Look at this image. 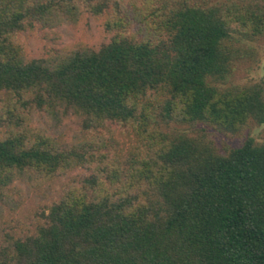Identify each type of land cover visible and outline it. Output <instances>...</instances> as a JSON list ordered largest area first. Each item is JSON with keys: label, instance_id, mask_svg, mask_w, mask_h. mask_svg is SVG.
<instances>
[{"label": "trees", "instance_id": "obj_1", "mask_svg": "<svg viewBox=\"0 0 264 264\" xmlns=\"http://www.w3.org/2000/svg\"><path fill=\"white\" fill-rule=\"evenodd\" d=\"M201 1L0 0V264H264V0Z\"/></svg>", "mask_w": 264, "mask_h": 264}, {"label": "rangeland", "instance_id": "obj_2", "mask_svg": "<svg viewBox=\"0 0 264 264\" xmlns=\"http://www.w3.org/2000/svg\"><path fill=\"white\" fill-rule=\"evenodd\" d=\"M201 1V0H199ZM209 4H216L217 2H226L229 6H241V5H251V0H206ZM202 2V1H201ZM29 40V38H27ZM252 47V55L248 56V58H241L240 60L235 61L234 70L231 72L229 78H227L223 82V88L229 87H241V86H250L254 83H257L264 76V37L261 39H257L253 43L250 44ZM30 55H37L39 52L38 46L36 45V41H32V44L29 45ZM201 128V127H200ZM195 130H199V128H190L188 132H193ZM251 136L258 140V142H262L264 139V126L252 128L250 131ZM206 133V132H205ZM208 134L210 135V139L213 140L217 145V148L221 150L225 148L227 145L235 147L241 144L243 138H231L227 137L221 133H218L214 130H208ZM130 140L127 141L129 143ZM83 170L79 169L73 173V175L82 174ZM65 181V178H62ZM55 185V184H54ZM47 192L48 195L42 196V199L36 197V195H32L31 193L28 195V203L27 208L30 209L31 215H35L33 210H36V206L39 204L44 205V201L53 200L56 196L54 195L55 191ZM41 201V202H40ZM28 210V209H27Z\"/></svg>", "mask_w": 264, "mask_h": 264}]
</instances>
